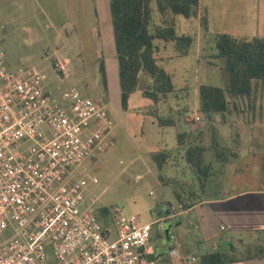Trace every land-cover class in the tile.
Listing matches in <instances>:
<instances>
[{"label":"rangeland","instance_id":"obj_1","mask_svg":"<svg viewBox=\"0 0 264 264\" xmlns=\"http://www.w3.org/2000/svg\"><path fill=\"white\" fill-rule=\"evenodd\" d=\"M153 7L156 9L155 3H153ZM198 15L201 17L200 12ZM72 16V22H76V15ZM157 17L159 18V15ZM197 17L190 25L184 24L185 19L182 16L176 17L178 36L199 37L197 44L193 43L194 45L190 48L188 56L173 57L175 55L173 44L157 42L160 44L158 57L161 64L171 74L175 91L166 96H160L159 101L155 104L144 96V93L152 88V79L148 74L140 73L139 85L129 98L128 110H123L120 100L117 60L110 61L108 64V70H106L108 85L105 89L99 73V66L103 59L98 60V56L94 55L91 50L84 52L79 50L81 40L78 34L73 31L71 23L68 25V31L71 38L69 41L72 42V45L65 48L66 41L57 39L54 27L50 26L45 16L39 17L37 31L33 33L34 35H30L25 32L20 23L17 26H6L0 15V51L4 54L9 68L13 71L19 68H36L44 72L47 76L44 90L52 96H59L63 91L75 88L83 95L106 104L114 123L113 145L109 146L98 159L89 162L86 171L82 169L79 178L88 185L94 197H99L93 207L95 215L113 230L115 228L114 221L119 215H139L143 222L157 219L152 217L150 209L160 207L161 201L164 200L168 192L174 194V191L181 188L182 185L176 178L180 177L182 172L187 169L185 160L188 147L198 143L206 147L212 145V134L208 128L210 124L215 130L216 137L219 138V146L227 151L233 147L234 136L239 132L227 123L228 113L214 115L212 122L206 121L202 115H195V111L199 110V88L201 85L226 88L229 84L225 60L218 58L214 44L215 37L228 30V21H221L220 24L216 20L210 26L209 33L206 34L201 18L199 17L198 21L195 20ZM65 37L67 38L68 35ZM60 62L67 64L68 67L67 72L63 75L56 70V64ZM249 97L263 99L261 112L258 107L255 113H261L260 116L264 121V84L258 83ZM245 98L229 97V108L234 110L236 106L240 116L249 114L248 118H251L253 111L246 110L250 104L244 103ZM235 102L237 103L235 104ZM157 116L175 121L176 126L159 127L156 122L158 121ZM196 117H200V120L197 121ZM182 133L188 135L184 143L185 148L180 149L177 136ZM161 150L172 153L171 171L166 168L164 172H160L152 159V156ZM211 155L217 158L215 150H209L204 154L207 160L211 158ZM188 170L192 171V168L191 170L188 168ZM210 170L206 168L203 169L206 174L198 173L201 181L205 182L208 177L204 190L199 189V183L195 184L196 189H199L198 199L223 197L232 192L229 182L233 180V176L227 177L228 167L225 165L215 166L213 176H210L212 172ZM161 175L169 177L164 180L167 185L160 182ZM189 175L195 179L197 177L194 174ZM92 178H97L98 183H93ZM240 182L241 187L248 185L247 182ZM173 199V204L177 208L178 200L176 197ZM164 206L166 209L168 208L167 205ZM104 208L109 210L105 218L101 215ZM116 209L120 211L117 212ZM204 214L207 216L205 220L202 219ZM182 220L186 225L185 229L190 230V242L195 243V246L204 238L207 226H216V219L206 207L199 208L190 218L182 217ZM199 228L202 230L200 233L198 232ZM220 236L228 235L219 234L211 240H206L202 248L213 250L212 245L219 241ZM167 237L160 236L155 230L152 243L158 241L159 238L166 243H169L170 239L174 240V236L171 234ZM179 238L183 256L201 252L196 247L187 246L186 242L182 241V238L185 240V236L179 235ZM150 258H153L155 264H181L174 257L165 261L155 255L154 257L151 255ZM49 264H55L51 255Z\"/></svg>","mask_w":264,"mask_h":264},{"label":"built area","instance_id":"obj_2","mask_svg":"<svg viewBox=\"0 0 264 264\" xmlns=\"http://www.w3.org/2000/svg\"><path fill=\"white\" fill-rule=\"evenodd\" d=\"M67 68L56 64L61 75ZM46 80L36 68L13 71L0 51V264H49L50 255L55 264H155L149 244L165 219L119 215L113 230L79 178L113 145L106 104L75 88L52 96Z\"/></svg>","mask_w":264,"mask_h":264},{"label":"crops","instance_id":"obj_3","mask_svg":"<svg viewBox=\"0 0 264 264\" xmlns=\"http://www.w3.org/2000/svg\"><path fill=\"white\" fill-rule=\"evenodd\" d=\"M199 6V12L206 15L208 23L206 34L209 33L212 23L217 20L220 24L221 21H228L229 24L228 30L220 34H229L239 39L264 38V0H199ZM0 15L6 26H17L20 23L25 32L30 35H34L33 33L37 31L39 17L45 16L50 26L54 27L57 39L66 41L65 48L72 45V42L69 41L71 38L68 31V25L71 23L73 31L78 34L81 40L80 51L91 50L94 55L98 56V60L102 58L106 70H108L110 61L117 60L109 0H0ZM72 15H76V22H72ZM199 17L195 20L198 21ZM193 22L194 18L185 19L184 24L190 25ZM65 35L68 37L66 38ZM198 38L197 36L194 38L195 45ZM259 84L264 83L260 82ZM244 100V103L250 104L246 110H252L253 115L248 118V112V115L240 116L235 108L237 102L234 104V110H229L227 123L239 132L234 136L233 147L228 149L226 162L217 160L214 155H211L209 160L203 156L204 166L212 171L210 176H213L215 166L225 165L228 167L227 177L233 176V180L229 182L232 192L223 197L198 199L197 192L199 189L204 190L208 177L206 179L203 176L206 180L205 182L201 181L197 171L188 170V168L191 170V167L185 160L187 169L182 172L180 177L176 178L179 179L181 188L174 191V194L168 192L164 200L161 201L160 207L150 209L152 217H156V220L162 219L164 213H170L168 218L164 217V229L160 231L155 227L153 232L156 230L160 236L166 238L171 234L174 236V240L170 239L169 243H166L159 238L158 241L152 243V232L149 244L156 254L163 255V261L171 260L174 257L182 264L188 257L194 256L197 258L196 264H200L202 255L222 252L229 254L232 258V262L226 264H264V121L260 116L261 113H255L258 107L261 112L263 99L246 97ZM197 114L201 115L199 110L195 111V115ZM186 120L188 121V119ZM156 122L159 127L164 128L159 125L158 121ZM183 147L185 148L184 143L182 145L178 143V148ZM161 152L167 153L169 157L162 169L159 167L158 169L160 172H164L166 168L171 171L172 153L165 152V150H161ZM207 152L209 150L205 153ZM189 174H194L198 178L195 179ZM165 178L169 177L165 175L159 177L162 184H165ZM240 181L247 182L248 185L241 187ZM196 183H199L198 190ZM236 184L239 187L235 186ZM150 194L152 195L151 192ZM173 197L178 200L177 208L173 204ZM164 205H167L168 208L166 209ZM204 207L216 219V226H207L204 238L195 246V243L190 242V230L185 229L186 225L182 217L190 218L199 208ZM205 217H207L206 214L202 215L203 220L206 219ZM168 219L169 226L166 225ZM166 227H168L167 232ZM198 232H202L201 228ZM219 234L228 236H220L219 241L212 245L213 250L211 251L202 248L206 240H211ZM179 235L185 236V240L182 238V241L186 242L187 246L196 247L201 252L183 256L180 250ZM160 249L164 251L163 254Z\"/></svg>","mask_w":264,"mask_h":264},{"label":"trees","instance_id":"obj_4","mask_svg":"<svg viewBox=\"0 0 264 264\" xmlns=\"http://www.w3.org/2000/svg\"><path fill=\"white\" fill-rule=\"evenodd\" d=\"M109 7L118 65L121 107L128 110L129 98L138 88L140 73H146L151 77L152 88L146 91L144 96L156 104L160 96L175 91L172 76L158 57L160 44L157 42L173 44L175 51L173 57L188 56L194 38L177 35L176 17L191 19L199 16V0H109ZM200 18L207 31L206 15L201 14ZM214 44L218 58L225 60L229 84L226 88L210 85H201L199 88V112L208 122H212L216 114L229 112V97L234 99L249 97L258 83H264V38L239 39L229 34H218ZM99 73L102 84L107 89V71L102 61ZM157 119L162 127L176 126L173 120L158 116ZM208 128L212 134V145L209 147L200 143L190 145L186 154L188 165L199 174H206V171L203 172V169L207 168L203 164V156L207 150H215L217 160L221 162H226V155L229 152L219 146L213 126L210 124ZM187 135L178 134L179 145L185 143ZM168 157L167 153L159 152L154 154L152 159L162 169ZM108 213L107 208L101 211L104 218ZM229 262H232L230 255L222 252L206 253L200 257V264Z\"/></svg>","mask_w":264,"mask_h":264},{"label":"water","instance_id":"obj_5","mask_svg":"<svg viewBox=\"0 0 264 264\" xmlns=\"http://www.w3.org/2000/svg\"><path fill=\"white\" fill-rule=\"evenodd\" d=\"M169 215H170V213H169V212H166V213H164L163 218H164V217H165V218H166V217L168 218ZM168 223H169V219H168V221H166V225H168ZM168 226H169V225H168ZM165 230H166V232H167V231H168V227H166ZM161 245H163V244L161 243ZM160 251H161V253L164 252V251H162L161 249H160ZM154 253H155V250H154ZM162 254H163V253H162ZM155 256H156L157 258H162V259H163V257H162L163 255H161V254L159 255L158 253H157V254L155 253Z\"/></svg>","mask_w":264,"mask_h":264}]
</instances>
